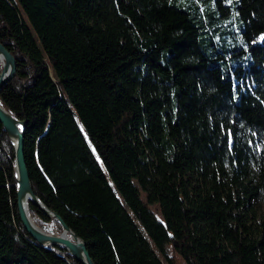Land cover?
<instances>
[{
  "label": "trees",
  "instance_id": "1",
  "mask_svg": "<svg viewBox=\"0 0 264 264\" xmlns=\"http://www.w3.org/2000/svg\"><path fill=\"white\" fill-rule=\"evenodd\" d=\"M0 42L33 191L95 264H176L166 246L185 264H264V0H0ZM60 255L20 221L0 122V264Z\"/></svg>",
  "mask_w": 264,
  "mask_h": 264
},
{
  "label": "water",
  "instance_id": "2",
  "mask_svg": "<svg viewBox=\"0 0 264 264\" xmlns=\"http://www.w3.org/2000/svg\"><path fill=\"white\" fill-rule=\"evenodd\" d=\"M0 90L4 83L16 73L15 56L0 42ZM0 122L13 146V177L16 183V204L20 221L25 230L44 248L60 246L72 258L60 255L68 264L74 260L81 264H95L86 242L80 238L54 210L48 208L33 191L29 172L24 158V133L26 119L15 117L0 103ZM38 206L48 217L61 225L60 232H48L42 229L31 217L28 203Z\"/></svg>",
  "mask_w": 264,
  "mask_h": 264
},
{
  "label": "rangeland",
  "instance_id": "3",
  "mask_svg": "<svg viewBox=\"0 0 264 264\" xmlns=\"http://www.w3.org/2000/svg\"><path fill=\"white\" fill-rule=\"evenodd\" d=\"M224 20L227 24L226 26L234 30L232 35L228 34L226 36L225 42H228L232 46V48L238 47L239 45H241V42L239 40L240 31H238V24H237L234 14L232 13V6L230 7L228 15L227 17L224 18ZM215 39H216V43L220 45L222 40L219 38V35L216 36ZM140 195H141V198L145 200V193L141 188H140ZM255 205L257 208L258 215H264V203L260 199H258ZM148 206H149V209H151L154 212L155 217L161 220V216L159 214L157 203H151V204H148ZM166 251L169 255L175 256L176 264H185V262L182 260L181 257H179L177 254L172 252L169 246H166Z\"/></svg>",
  "mask_w": 264,
  "mask_h": 264
}]
</instances>
